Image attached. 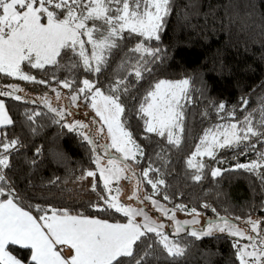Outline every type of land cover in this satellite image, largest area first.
<instances>
[{
    "label": "snow or ice",
    "instance_id": "1",
    "mask_svg": "<svg viewBox=\"0 0 264 264\" xmlns=\"http://www.w3.org/2000/svg\"><path fill=\"white\" fill-rule=\"evenodd\" d=\"M170 11L171 0H0V73L7 76L47 84L46 80H37L24 72L22 66L27 64L35 69H43L45 65L59 66L58 57L68 53L79 57L86 72L99 74L102 67L109 63L111 54L117 50L123 52L117 66L119 72L107 85V91L98 86L97 81L88 78L82 79V86L77 88L73 87L75 80H58L57 83L70 90L67 98L73 107L78 108V101L83 99L99 117V121H91L94 128L82 121L64 125L69 131L86 130L80 135L91 146L95 169L85 170L78 179L92 178L91 189L94 192L99 182L103 183V191L98 193L102 203L91 207L99 211L114 209L127 218L126 223H111L107 219L73 215L68 209H45L41 205L35 206L39 215H33L31 210L22 206V198L5 173L11 166L10 152L20 145V140L18 137L9 139L6 132L0 131V197H3L0 198V264H126L125 258H131V264H143L145 257L150 255L148 249H152L154 244L161 245L170 257L178 258L185 254L186 248L171 240L163 231L165 225L162 222L153 219L144 207L122 203L121 190L112 187L114 181L118 183L121 179L136 177L132 164L126 162L138 163L137 157L144 156L143 148L127 126L125 98L135 102L132 108L143 121L144 132L154 134L177 148L184 138V109L186 103L193 102L188 78L156 80L139 99L132 91L135 83L142 81L145 74L152 73L150 65L161 59L162 49L151 47L150 42L161 39L164 20ZM130 38L142 39L124 50L122 43ZM86 44L91 45L90 52ZM129 77H134L135 83ZM6 87L11 90H0V97L9 96L17 101L23 99L16 95L24 91L18 85L9 84ZM53 91L59 100L61 93L56 89ZM42 99L49 111L61 120L66 112L72 115L67 108L52 107L46 96ZM241 102L244 107L248 104L243 98ZM215 108L217 116L225 119L220 116L226 110L225 103L221 101ZM260 111L259 121L254 122L251 112L243 120H236L233 109L226 113L229 122L204 130L186 160L187 167L196 170L193 180L202 179V170L207 166L203 157L215 160L218 149L239 148L241 145L245 152L256 151L257 158L249 163H236L234 168L248 172L264 168V151L257 149V144L264 148V108ZM204 114L207 115V112ZM39 115V112L26 113L30 122H34V117ZM13 123L4 101L0 100V128ZM93 131L95 137L104 138L106 142L98 143L92 135ZM113 149L120 155H114ZM98 150H102L103 155ZM198 157L201 159L197 160ZM150 171L159 172V169L149 163V167L142 170V177L151 185L152 195L140 196V179L137 178L136 187L128 199L137 200L140 204L150 201L156 211L175 222L176 234L186 231L187 225H199L201 213L195 207L187 209L186 205L178 204L174 209H168L153 198L159 194L158 186L164 185L165 181L152 179ZM221 172L218 167L211 169L213 178ZM126 173H131V177ZM163 199L169 200V196L165 194ZM202 207L209 208L210 205ZM176 211H186L192 219L176 220ZM212 211L216 212V209L212 208ZM137 217H142L143 222L137 221ZM234 219L240 221L242 218L236 216ZM243 224L250 227H241L218 215L216 221L207 222L206 228H193L188 234L197 240L214 232L245 239L249 243L241 245L239 239L233 243L238 264H264V220L249 216ZM149 234L158 239L146 243ZM145 243L143 254L137 255L136 250ZM10 246L28 250L29 257L19 258L10 251ZM58 246H66L70 254L64 255V248Z\"/></svg>",
    "mask_w": 264,
    "mask_h": 264
},
{
    "label": "trees",
    "instance_id": "2",
    "mask_svg": "<svg viewBox=\"0 0 264 264\" xmlns=\"http://www.w3.org/2000/svg\"><path fill=\"white\" fill-rule=\"evenodd\" d=\"M160 35L161 39L151 41L150 46L162 49L161 59L150 65L152 73L145 74L139 83H135L134 77H129L135 83L133 94L139 99L156 80L184 77L190 80L193 102L186 103V131L177 148L154 134L144 132L142 120L132 108L135 102L125 98L127 126L144 150V156L137 157L138 163L127 161L140 179L139 190L142 187L141 192L153 193L151 185L142 177V170L151 163L159 172L150 171L149 176L165 181L164 185L158 186L159 194L155 196L163 199L167 194L169 200H163L169 205L183 204L232 220L236 216H240L242 221L249 216L252 219L264 217V168L257 172L234 168L236 163L255 160L256 151L245 152L241 145L239 148L219 149L215 160L203 157L207 166L202 170L201 181L192 179L197 174L196 170L188 168L186 163L205 129L227 123V112L234 109L236 120H243L249 112L253 113L254 122L260 119V110L264 108V0H171V11L164 20ZM138 39L142 38L124 41L122 48H131ZM122 56L123 52L119 50L111 54L109 63L99 74L86 72L82 61L72 53L58 57L59 66L45 65L43 69H35L25 64L22 67L37 80L48 82H30L32 89L37 91L62 89L70 94V90L64 89L57 81L75 80L73 87L77 88L82 86L80 81L84 78L97 81L98 86L107 91V85L119 72L117 66ZM14 81L0 73V90L10 91L5 83ZM24 85L28 86V83ZM241 98L248 101L246 107L242 105ZM0 99L14 121L0 131L6 132L9 139L18 137L20 140V145L10 152L11 166L5 173L22 198V206L31 210L33 215H39L35 206L41 205L45 209H68L73 215L119 222L127 220L114 209L99 211L91 207L102 203L98 193L103 191V187L99 182L94 192L88 186L90 177L78 179L85 170L95 168L91 146L82 139L79 131H69L64 127V120L38 100L25 97L17 101L9 96ZM221 101L226 105L225 112L220 113L225 117L223 120L217 116L215 108ZM82 104L86 105L83 99ZM32 112L40 113L34 117V122L28 121L26 116ZM257 149L264 151L260 144H257ZM217 167L222 170L221 175L213 178L211 169ZM204 204L210 207L203 208ZM188 233L168 234L171 240L186 248L182 257H170L161 245L154 244L152 249H148L150 255L145 257L143 264H238L233 240L229 237L213 234L197 240ZM157 239L154 234H149L146 243ZM146 243L136 250L137 255L143 254ZM10 251L21 259L30 255L28 250L18 246H10ZM125 259L126 264H131V258Z\"/></svg>",
    "mask_w": 264,
    "mask_h": 264
},
{
    "label": "rangeland",
    "instance_id": "3",
    "mask_svg": "<svg viewBox=\"0 0 264 264\" xmlns=\"http://www.w3.org/2000/svg\"><path fill=\"white\" fill-rule=\"evenodd\" d=\"M83 39L86 41L87 37H83ZM86 49L90 52L91 45L86 44ZM77 51H78V49H77ZM11 78H13L15 81L11 82V83H5V87L7 85H9V84H14V85H18L20 88H22L24 90L23 92L16 93V95H20L23 98L29 97L31 99L38 100L44 106H46V105H45L44 100L42 99V97L46 96L48 101L51 103L52 107L57 108V109L67 108L69 111H71L72 115H68L67 112L65 113V117L63 119L64 120L63 121L64 124H69V123H72L73 121H82L85 124H88L90 126V128H94L95 125H92L91 121H93V120L99 121V117L95 116L94 111L90 107L82 104V99L80 101H78V103L80 105L78 108L77 107H73L71 105L70 101L67 98L70 94L69 93H64L62 89H56V90H58L61 93V98L59 100H57L56 99V92H54L53 89H50L48 91H37V90L32 89V88H34V87L31 86L32 82L30 83V81L19 80L16 77H11ZM183 78L184 77L179 78V79H183ZM179 79H175V80H179ZM25 82L28 83V86L24 85ZM6 89H9V88L6 87ZM9 90H11V89H9ZM227 122H229V120ZM142 123H143V121H142ZM224 123H220V124H224ZM75 131L81 132V131H86V130H84V129H76ZM92 135H93L94 138H96L98 140V143L103 144V143L106 142V140L104 138L95 137L94 131H93ZM98 151H100V154L103 155L102 150H98ZM111 151H112V153L114 155H117V156L120 155L119 153H115L114 149L111 150ZM199 158L200 157H198L197 160ZM126 163H129V162H126ZM132 168L136 172V170L134 169L133 166H132ZM125 175L131 177V173H126ZM137 178H138V176H137V172H136V177H131L129 179H121L118 183H116L115 181L113 182L112 187L114 189L118 187L121 190L120 191V201L122 203H124V204H131L134 207H144L146 209V211L149 213V215L153 219H156L158 222H162L165 225L163 231L166 234L175 235L176 234L175 233V222L170 220V219H168L167 217L163 216L160 212L156 211L155 208L151 205L150 201H145L144 204H140V202L137 201V200H129L128 199V197L132 194L133 189L136 187ZM92 182H93V180H92V178H90V181L88 182L89 188H91ZM100 183H101V185L103 187L102 181ZM141 191H143L142 187H141ZM141 191L139 190V194H140L141 197H143V195H145V194L152 195V194H149V193H143ZM112 194L115 195V192H113ZM153 198L158 200L160 202V204L165 205L168 209H174L175 206H176V205L175 206L169 205L162 198L157 197L155 195L153 196ZM187 209H191V208L187 207ZM200 213H201V215H200L199 219H200L201 223L199 225H187V226H185L186 231H184V232H190L193 228H196V229L206 228V224H207L208 221H210V220L216 221L217 220V215L216 216L209 215V214H206L203 211L200 212ZM136 219H137V221L143 222V218L142 217H137ZM191 219H192V216L188 215L186 211H176V220L184 221V220H191ZM259 219L264 220V217H261ZM229 221L232 222V223H235V224H237V225H239L241 227H250V226L244 225L242 220L236 221V220L229 219ZM217 222H219V221H217ZM262 227H264V225H262ZM214 234L225 235V236L229 237L230 239H232L233 243L237 239L240 240V244L241 245L249 243L245 239L232 237V236H229L227 233L214 232ZM250 234L256 235L255 233H250ZM249 250H251V249H249Z\"/></svg>",
    "mask_w": 264,
    "mask_h": 264
},
{
    "label": "crops",
    "instance_id": "4",
    "mask_svg": "<svg viewBox=\"0 0 264 264\" xmlns=\"http://www.w3.org/2000/svg\"><path fill=\"white\" fill-rule=\"evenodd\" d=\"M27 210V209H26ZM89 217H92V216H89ZM96 218H98V217H96ZM101 219V218H100ZM109 221V220H108ZM109 222H111V223H117V222H119V221H109ZM127 222V220L126 221H121V222H119V223H126ZM140 222V221H139ZM58 247H63L64 248V251H63V254L64 255H69L70 254V252H69V250H68V248L66 247V246H58Z\"/></svg>",
    "mask_w": 264,
    "mask_h": 264
}]
</instances>
